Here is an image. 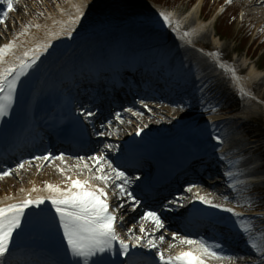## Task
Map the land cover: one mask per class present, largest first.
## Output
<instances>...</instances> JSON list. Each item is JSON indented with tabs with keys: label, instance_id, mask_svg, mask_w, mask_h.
Returning a JSON list of instances; mask_svg holds the SVG:
<instances>
[{
	"label": "snow or ice",
	"instance_id": "1",
	"mask_svg": "<svg viewBox=\"0 0 264 264\" xmlns=\"http://www.w3.org/2000/svg\"><path fill=\"white\" fill-rule=\"evenodd\" d=\"M227 3L231 4L232 0H227ZM0 6H4L0 8V25H4L5 32H7L6 20L9 14L15 10L14 0H0ZM74 7L75 15L70 16L67 21L62 23L59 32H46L48 39L32 44H29L27 39H22L29 36L31 28L35 27L37 30L41 28L40 24L30 21L27 25L22 26L19 33L14 35L11 40L0 45V121L10 115L13 105L18 102L17 93L22 78L29 77L30 72L34 69L38 71V61L53 47L52 40L60 39L62 35L66 36L67 39L73 38L72 34L76 31V26L80 24L85 15L83 3ZM39 15H43V13H39ZM158 18L164 27L171 29L183 45H192L193 42L190 37L196 33V29L182 32L180 22L173 20L171 13L160 11ZM211 55H215L217 58L219 56L218 53ZM217 64L221 69L231 73L232 80L237 85L241 96L248 95L235 69L219 63L218 59ZM23 103L24 99L21 97L20 105L22 106ZM144 107L147 109L146 104ZM180 110H184L183 106H180ZM215 110V108L212 109V111ZM125 111L135 117L144 115L143 112L134 111L132 108H126ZM94 115L95 113L90 110L79 112V116L84 119ZM116 120L121 124L124 123L120 113H116ZM79 124L80 121L73 117L68 131L71 132ZM108 127H111V121H109ZM147 127V124L138 127L135 135L140 136ZM98 135L110 136L112 133L100 132ZM213 139L217 145L224 143L219 136H215ZM104 148L109 151H119L120 146L118 144H105ZM64 159L63 154L54 155L51 152L34 157L35 161L41 162L59 160L63 163ZM86 159L93 162L92 166L85 162ZM221 159L224 157L222 156ZM32 164L33 160H24L17 163L15 168L0 170V180L13 175V173H19L25 168V165L31 166ZM239 164V160L230 161L224 175L230 189L242 192L246 190L247 182L239 179L245 175L239 169ZM41 167L42 165L38 164L37 170L39 171ZM76 167L79 172L73 175L67 174L72 172L71 168L67 170L65 168L58 169L60 174L64 176L62 183L45 182L42 188L33 184L27 195L20 200L8 204L0 202V264H13L17 252L22 248L21 241L33 228L46 229L49 233L55 228L60 236L56 258L47 261L46 264H142V253L136 250L145 248L149 251L155 250V255L159 258L160 264H209V261L213 259H225L204 240L178 237L176 233H172V240L179 239L180 244L188 246V250H181L175 256L168 255L166 257L157 243V239L160 244L164 243V234L161 233L158 238L155 236L156 232H160L164 228V221L155 211H147L141 217L142 222H151L152 232H148L144 224L141 223L140 235H136L133 228H128L126 235H121L117 231V211L119 208H123L124 204L121 203L117 209L112 210L106 190L110 185H114L120 197L126 196L133 202V205H137L139 201L133 192L129 191L132 180L129 179L125 171L120 169L119 165L114 164L105 155L103 150L97 155L87 158L78 157ZM93 169L95 170L93 171ZM84 170H87L88 173L86 177ZM134 179L139 180L140 177L136 176ZM238 185L245 187L238 188ZM194 187L196 185H190L184 191L191 193ZM20 191L24 192L25 189L21 188ZM42 193H46V195ZM8 199L12 198L8 197ZM183 199L185 197L181 196L169 201V203L178 204L182 208L184 205L179 201ZM222 199L225 203L228 202L227 196H223ZM195 200L209 208L231 213L233 217H236L234 223L247 236V243L259 255L260 264H264V234H256L253 231L254 221L249 218H242V214L235 210L236 207H244L239 200L233 207H225L223 204L213 203L211 199L201 196L198 192L195 194ZM251 206L252 202L249 200L248 207ZM29 209L38 211L29 212ZM173 247L175 244H169L170 249ZM215 247L218 248L220 245L217 244ZM227 259L231 260L232 257H227Z\"/></svg>",
	"mask_w": 264,
	"mask_h": 264
},
{
	"label": "bare ground",
	"instance_id": "2",
	"mask_svg": "<svg viewBox=\"0 0 264 264\" xmlns=\"http://www.w3.org/2000/svg\"><path fill=\"white\" fill-rule=\"evenodd\" d=\"M43 5H47L46 1L50 0H42ZM57 3H62L64 0H56ZM214 5H218L221 0H212ZM87 5L84 6V18L81 20L80 24L76 26V31L72 34V39H67L66 36L62 35L60 39H54L52 40L53 47L48 50V53H45L41 56V60L38 61L37 68L38 70H41V74L37 75V85L36 89H34L31 92V98L28 100L25 110L23 111L24 114L32 115L33 110L35 108H40L42 106V98L45 95V89L47 88H54L55 86L59 85L62 81L66 79V74L68 71H70L72 68H74L76 64L77 55L79 54L78 48H84V45L87 41L83 40V38L87 35L88 30L92 29L93 26H98L100 23L107 22L109 24H112L113 29H121L125 26V24L122 23V21H125L129 18V12L130 10H135L138 17H149L152 16L157 11L155 9H147L146 6L139 0H99L97 4L89 3V1H84ZM83 3V0H68V6L73 14L75 15V5H79ZM136 3L139 7L145 9L149 14L145 15L139 11L138 8H136L133 4ZM239 4L242 8V11H244V19L245 23L250 24H258V27H261L264 29V0H244L239 1ZM202 0H199V2L194 6L191 13L187 15H181L177 19L180 22V24L183 25L184 29L185 27L196 29V33L192 35L193 37H199L204 40H210L217 43L216 40V31H215V19H210L209 22H203L202 21ZM63 11V10H62ZM63 11L62 18L63 22L67 21L68 18L64 15ZM34 15V13H32ZM135 19L129 20L128 22H134ZM63 22H58L59 29L51 26L48 30L42 32L41 38L37 39L35 42H40L48 39L46 32L47 31H53V32H59L60 28L62 26ZM161 23V21L157 20L151 23L149 26V30L153 32L154 28ZM58 26V25H57ZM17 26H15L16 28ZM192 29V30H193ZM106 31V29H103V33ZM123 41H129L132 42V39H126V36H123ZM197 41H195L196 43ZM31 43V44H32ZM143 47V46H141ZM189 48V47H188ZM179 50V54L184 53V49L177 48ZM190 49V48H189ZM163 55H167V50L163 51ZM90 60L88 59L86 62L88 63ZM92 61V60H91ZM185 64H188L187 62H181V66H185ZM207 65H203V67H206ZM233 66L236 69H239L241 72L242 77L240 78L242 86L247 87L250 90H255L256 88H261L263 90L261 99L264 101V72H260L256 66H254L252 63L249 62L248 59L245 57L242 58L241 63L239 61H234ZM208 71L207 74L213 75L212 72H210V67L205 68L202 71L197 72L195 75L201 77V79H204L202 76L205 71ZM48 84V86H45ZM226 121V120H221ZM226 123V122H223ZM200 127V126H198ZM231 131H223L221 134L225 136V142L228 146L227 151L225 153L229 154L228 157H230L231 161L239 160L240 161V167H245L247 169H250V175L255 177H260L264 174V171L261 168H254L252 170V165L255 161H258L259 158H264V152H262V146L256 145L252 146V144H249L247 141L244 140H238L234 137L230 136ZM160 138L158 137H152L149 138L148 143L155 145L161 144ZM165 143H169V138H164ZM245 145V146H244ZM253 156V157H252ZM246 159L245 161L242 160ZM259 170L261 172H259ZM47 174L49 173H35L32 172L31 175L26 174L25 177L21 179L23 182L22 188L25 189L24 192H21L20 189L18 190V193L16 194V199H7L6 197L0 198V202L3 204L13 203L21 198H23L24 195L27 194L28 190L31 188H27L30 186L31 180L32 185L35 184L37 181H39L41 178H46ZM21 177V176H20ZM12 182V181H11ZM22 185V184H19ZM37 186V185H35ZM245 186H239L238 188H244ZM249 186H246V189H248ZM6 189H1L0 194L4 193ZM11 191V190H10ZM204 192L200 191V194L205 195L208 199L214 200L217 195V191H210V189H203ZM249 193L248 190H244L242 192H236L238 196H241L242 194L247 195ZM10 194H13L11 192ZM15 195V194H14ZM34 195V194H33ZM6 196V195H5ZM173 205V204H169ZM29 211V210H28ZM30 212V211H29ZM144 226H146L147 229H149L152 224L151 222H145ZM257 232H262V230H257ZM188 248L186 245H183L179 248V250ZM17 254L14 259L17 258ZM28 259H34V256H28ZM252 259L243 260V262L251 263ZM231 263H234V260L231 261ZM237 264V263H235Z\"/></svg>",
	"mask_w": 264,
	"mask_h": 264
},
{
	"label": "rangeland",
	"instance_id": "3",
	"mask_svg": "<svg viewBox=\"0 0 264 264\" xmlns=\"http://www.w3.org/2000/svg\"><path fill=\"white\" fill-rule=\"evenodd\" d=\"M30 4L28 6V10L26 9V5H21V3H18V7L20 8L19 11H16V13H12V20L9 19L7 22V25L11 26L14 24H19V20L21 21V19L24 17V14H27V19L28 21H31L30 19V15L31 13L34 11L35 9V2L32 0H29ZM96 1V0H94ZM188 0H159V4L161 5H165V6H170V5H174L176 12H182V10L184 9V7H186V3ZM39 4V3H38ZM147 6H154L157 9H161L162 7L155 5L153 2L151 3H146ZM230 13H227L224 17H226V20L228 21V24H233V28H234V23L232 22V15L237 11V6H232L231 8H229ZM32 22V21H31ZM239 28V23L236 26V29ZM9 29V27H7V30ZM232 35V33H229L227 36ZM9 36L8 32H5V27L2 26V31H0V42H3L4 40L7 39V37ZM201 43L205 46H211L214 43L209 40V41H204L201 40ZM208 43V45H207ZM239 44V42L234 40V37L231 40H226L224 42H222V44H220L221 48L224 49V54H228L230 57H232L233 59H236L237 57H243L242 54L237 55L235 52H231L232 49H234L233 47L235 45ZM214 46V45H213ZM248 47V45H247ZM211 48V47H210ZM246 45L243 44V53L246 51ZM245 49V50H244ZM254 50V49H253ZM264 52L261 51V53ZM257 56V53H256ZM237 58V61H239L241 63V58ZM262 61L264 62V58L260 59V64L262 63ZM215 70L218 73H223L222 69L220 67H215ZM262 89H259L257 91V93L262 96ZM232 95L235 96V94L233 92H231ZM236 97V96H235ZM243 97V102L241 104H244V102H246V97ZM237 98V97H236ZM238 116L241 117V119L239 120V122L237 123V126L239 127L240 125H242L243 123L245 124V128L244 130L239 129L240 133H239V137L240 136H244V133L248 131V136H250V138L252 137H256V142L255 144H260L262 146V152H264V104L263 103H256V105H253L251 107H247L246 109H241L240 113L238 114ZM245 138H247L246 136H244ZM249 138V139H250ZM259 162V166H262V170L264 171V158H260ZM15 182H18V180H15ZM260 188H263L262 184H259Z\"/></svg>",
	"mask_w": 264,
	"mask_h": 264
}]
</instances>
